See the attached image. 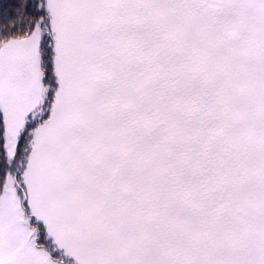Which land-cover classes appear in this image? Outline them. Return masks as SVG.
I'll return each instance as SVG.
<instances>
[{"label":"snow or ice","instance_id":"obj_1","mask_svg":"<svg viewBox=\"0 0 264 264\" xmlns=\"http://www.w3.org/2000/svg\"><path fill=\"white\" fill-rule=\"evenodd\" d=\"M0 264H264V0H0Z\"/></svg>","mask_w":264,"mask_h":264}]
</instances>
